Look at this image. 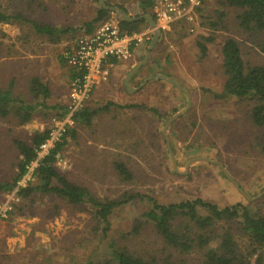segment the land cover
<instances>
[{
    "label": "rangeland",
    "instance_id": "1",
    "mask_svg": "<svg viewBox=\"0 0 264 264\" xmlns=\"http://www.w3.org/2000/svg\"><path fill=\"white\" fill-rule=\"evenodd\" d=\"M158 2L155 0V5ZM99 5L98 0H0V8L22 17L14 23L0 24V87H7L13 80L15 94L30 99V79L37 75L51 83L50 100L70 105L71 66L61 64L59 56L75 44L82 34L79 26L95 16ZM201 6L194 22H173L152 54L158 63L156 68L162 65L159 72L180 84L192 99L191 107L169 124L168 139L163 134L164 127L188 106V96L166 80H152L141 91L147 95L145 101L137 102L143 106L111 105L109 110L100 111L92 125H77L76 136L69 137L57 154L59 170L98 197L116 199L140 192L164 204L201 197L219 206L242 202L253 213L264 211V194L255 198L264 193V128L249 119L253 102L212 95L222 91L225 78L221 54L224 39L233 37L239 42L247 63L264 64L259 47L263 36L240 28L239 10L225 6L223 0H204ZM128 8L133 15L139 13L135 2ZM219 11L226 13V27L215 31L206 19H216ZM25 19L76 30H70L59 42H48ZM201 36L214 37V41L205 42L208 53L204 58L197 46ZM105 98L95 96L94 87L85 104L102 108L112 101ZM112 102L120 104L118 100ZM45 113V109L36 112L23 125L12 115L0 117L1 179L16 170L15 138L27 139L35 131L53 129L55 120L65 123V130L74 126L67 122L68 113L60 119L45 117ZM44 152L41 151L45 155ZM196 157L222 162L245 194L255 199L248 200L218 163L198 160L187 168ZM118 161L130 169L131 179L120 175ZM33 180L34 177L24 182L22 178L19 182L26 185ZM15 191L0 193V264H109L113 246L145 258L172 256L187 264H201L203 249L180 253L146 222L142 214L151 207L148 199L115 208L104 235L103 226L86 206H73L40 194L34 196L33 202H22ZM11 209L14 211L10 215ZM140 221L142 226L135 232Z\"/></svg>",
    "mask_w": 264,
    "mask_h": 264
},
{
    "label": "trees",
    "instance_id": "2",
    "mask_svg": "<svg viewBox=\"0 0 264 264\" xmlns=\"http://www.w3.org/2000/svg\"><path fill=\"white\" fill-rule=\"evenodd\" d=\"M109 5H117L127 10L125 2L137 3L139 14H151L154 18L155 0H105ZM204 3V0H202ZM227 7L239 10L237 21L240 28L249 33L263 36L259 47L264 53V0H223ZM202 7V6H201ZM199 7V9H201ZM216 19L208 17V25L212 30L226 27L224 11H219ZM113 15L111 10L101 5L95 16L79 26L82 34H90ZM22 18L20 14L7 12L0 8V24L14 23ZM40 35L46 36L50 42H59L63 35L70 32V27H59L51 23H38L25 19ZM180 22V21H178ZM147 20L142 18L134 21L120 20L122 31L139 33L147 26ZM76 29H72L71 32ZM81 34V35H82ZM214 41L212 36H201L197 41L200 57L207 56L208 47L205 42ZM67 48L71 51L73 47ZM222 69L224 81L222 91L213 92L215 98L251 100L253 106L249 112V119L253 125L264 128V64L247 63L243 57L239 42L233 37L224 39L221 45ZM61 64L67 59L64 53L59 56ZM116 63V59H109ZM82 76V71L71 66L70 77L74 80ZM13 80L7 87H0V117H15L20 125L30 122L36 112L46 110L45 117L60 119L67 115L70 105L54 102L51 99L53 89L51 83L43 81L39 76H33L29 83L31 98L21 97L14 92ZM111 105L118 108L140 107L135 104H116L107 102L102 108H91L84 104L76 109L71 119L74 126L68 127L52 148L45 154L33 172L34 182L19 185V181L28 171V166L38 157V151L51 135L52 128L33 132L27 139L15 138L13 143L17 149L15 171L8 178H0V193L6 194L14 190L22 201H34L36 194L56 197L73 206H86L97 223L102 225V232L106 235L111 226L110 215L121 205L134 200L148 199L151 207L143 212L142 217L151 223L165 243L180 253L191 250H204L201 264H264V211L256 213L242 202L219 206L217 203L198 197L194 200H183L168 204L160 203L151 196L140 192H129L116 199L100 198L87 186L72 180L56 166L57 154L68 143L69 137L76 136L77 125H92L93 118L100 111L109 110ZM178 110L176 109L175 112ZM116 168L124 179H131L130 169L118 161ZM21 202V203H22ZM20 207V206H19ZM18 207V208H19ZM200 210H204L203 214ZM14 210H8L11 215ZM142 226L141 221L134 227V231ZM109 264H187L172 256L166 258L142 256L131 253L128 249L113 246L112 263Z\"/></svg>",
    "mask_w": 264,
    "mask_h": 264
},
{
    "label": "built area",
    "instance_id": "3",
    "mask_svg": "<svg viewBox=\"0 0 264 264\" xmlns=\"http://www.w3.org/2000/svg\"><path fill=\"white\" fill-rule=\"evenodd\" d=\"M202 0H159L155 5L156 22L159 28L166 29L173 22L184 20L194 22L197 9L201 7ZM113 15L98 26L90 34L80 35L71 51H65L64 56L70 66L82 71V76L76 77L70 87V108L67 122L73 120L71 116L76 109L81 108L89 99L94 87L105 80L109 74V59L126 60L133 54V47L137 44L138 34L122 31L119 18ZM56 126L52 129L50 138L41 145L40 150L48 153V146L55 144L65 131V123L55 120ZM51 148V147H50ZM46 149V150H45ZM38 151V157L29 166L23 181L33 177L38 161L44 156ZM19 185H24L19 182Z\"/></svg>",
    "mask_w": 264,
    "mask_h": 264
},
{
    "label": "crops",
    "instance_id": "4",
    "mask_svg": "<svg viewBox=\"0 0 264 264\" xmlns=\"http://www.w3.org/2000/svg\"><path fill=\"white\" fill-rule=\"evenodd\" d=\"M128 4L129 2L125 3L127 10L124 8L123 9L130 16H138V14H132L130 9L128 8ZM153 10H155V8H153ZM147 23V26H145L141 32L136 33L138 34V41L132 49V56L126 60H118L116 63H112V65L109 66V74L107 78L103 80L100 84L95 86V96H98L100 98L106 97L105 99H109L112 101L118 100V103H122V105L135 104L137 102L141 103V100L144 99L143 101H145V99L147 98V95H143L141 91L146 86L150 85L152 80H166L163 78H152L150 80H147V78L154 75H163L165 77H168L165 73L161 74L162 72H159V69H162V65H160L158 69L156 68L158 63L156 61L155 56L152 54L155 51L156 44L161 42V40L165 37V34L168 29H170V26L166 29H161L158 27V23L156 22L157 26L152 28L149 20H147ZM46 40L50 42L48 39ZM47 41L46 43H48ZM147 52H150L148 55L147 62L134 72V74L128 80L129 85H127L126 79L128 77L129 72L136 64L142 62ZM51 54L52 52L46 54V57ZM155 69H157L158 71H155ZM144 73L145 75L142 76ZM166 81L169 82L168 80ZM136 97H138V99H136Z\"/></svg>",
    "mask_w": 264,
    "mask_h": 264
},
{
    "label": "water",
    "instance_id": "5",
    "mask_svg": "<svg viewBox=\"0 0 264 264\" xmlns=\"http://www.w3.org/2000/svg\"><path fill=\"white\" fill-rule=\"evenodd\" d=\"M99 2H100V4H101V6L103 7V8H105V9H108V10H111L113 13H115L116 15H117V17L119 18V20H125V21H134V20H138V19H142V18H144V19H147V20H149L150 21V25H151V27L152 28H154V27H156L157 26V23H156V20H155V18L152 16V15H150V14H141V15H138V16H130L123 8H121V7H119V6H117V5H109V4H107V2L105 1V0H98ZM149 53L150 52H147V54L145 55V57L143 58V60H142V62H140V63H138V64H136L132 69H131V71L129 72V74H128V77H127V79H126V84L127 85H129V82H128V80H129V78L134 74V72L136 71V70H138L141 66H143L146 62H147V59H148V55H149ZM152 78H163V79H166V80H168L169 82H171L172 84H174V85H176L178 88H180L181 90H183L186 94H187V96H188V106L186 107V108H184L182 111H180L178 114H176L175 116H173L167 123H166V125H165V127H164V130H163V134H164V136H165V138L166 139H168V137H167V135H166V131H167V128H168V126H169V124L174 120V119H176V118H178L179 116H181L182 114H184L190 107H191V105H192V99H191V97H190V94L180 85V84H178L176 81H174L173 79H171V78H169V77H165V76H163V75H154V76H150V77H148L147 78V80H150V79H152ZM146 80V81H147ZM145 81V82H146ZM168 144V148H169V152H170V154H171V157H172V159H173V164H174V166H176V160H175V158H174V155H173V153H172V150H171V148H170V144L169 143H167ZM198 160H204V161H207V162H214V163H218V164H220L221 165V167H222V169H223V171L225 172V174L234 182V184L239 188V190L244 194V196L246 197V198H248V200H253V199H255V198H258L259 196H261V195H263L264 193H262V194H260V195H257L255 198H250V197H248L246 194H245V192H244V190L238 185V183L229 175V173L226 171V169L224 168V166H223V164H222V162H220V161H214V160H210L209 158H206V157H196V158H193L188 164H187V168H188V166L190 165V164H192L193 162H196V161H198Z\"/></svg>",
    "mask_w": 264,
    "mask_h": 264
}]
</instances>
